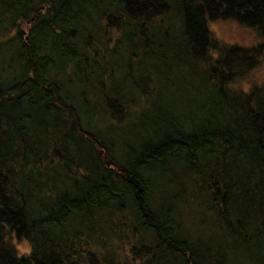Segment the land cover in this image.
<instances>
[{"label":"trees","instance_id":"obj_1","mask_svg":"<svg viewBox=\"0 0 264 264\" xmlns=\"http://www.w3.org/2000/svg\"><path fill=\"white\" fill-rule=\"evenodd\" d=\"M0 30V264H264V0H0ZM168 51L197 118L156 105Z\"/></svg>","mask_w":264,"mask_h":264},{"label":"rangeland","instance_id":"obj_2","mask_svg":"<svg viewBox=\"0 0 264 264\" xmlns=\"http://www.w3.org/2000/svg\"><path fill=\"white\" fill-rule=\"evenodd\" d=\"M208 27L214 39L218 41L219 44L224 46L237 44L244 47H254L259 43H261L262 41V36L260 35L257 29L241 24L240 22L234 19L211 21L209 22ZM1 32L2 31L0 30V40H3L4 39L3 34ZM115 35L116 33L113 32L112 33L113 40L115 39ZM171 53L172 52L169 51L167 53V57H169L168 58L169 62H167L168 68H163L162 66H160L161 68H159L158 67L159 62L157 60L156 61L149 60L148 62V65L150 67L153 65V63L156 62V65L152 67L153 72L151 74V76L153 77V84L155 83L157 86V82H159L161 83L160 87L162 88V83H165L167 81L165 85L166 87L165 93L167 95V101H165V99L158 100L157 98L158 94H153L154 98H157L155 100L156 105L164 104V103L167 104L168 106H170L169 109H171L172 114L175 115L177 112H181L182 110H184V106L187 104L186 105L187 107L191 106L189 111L190 116L193 118H197L200 106L206 103V99H205L206 92L204 91V89H206V86L202 85V87H200L198 90H200L201 88H203V90L199 93L195 91L196 89L193 90V86L190 87L189 85L188 77L190 74L187 70H185L187 66L183 64L184 68L181 67L178 68V66L175 65L176 61L174 60V56L171 55ZM112 78L114 82L121 83L120 82L121 76H119V74L114 75ZM132 80L135 81V78L133 77ZM169 81H171L172 85L169 84ZM175 83L177 84L176 86ZM202 83L205 84L204 81ZM258 84L263 88L262 92H264V53L262 56V60L260 64L257 66V68L248 72L246 74L245 79L239 81L236 87L242 89L243 91H247L249 90L250 87H252V85H258ZM111 86L112 85L110 83L109 87ZM150 86H152V84ZM125 89H130L128 83L125 84ZM136 97L141 104H145L143 103L145 102V99L143 96L140 95V93L137 92ZM192 100L193 103L191 105ZM176 101H179L177 106L175 105ZM203 109L204 107L202 108L201 111L202 114L205 113ZM133 116H134L133 118L134 120L140 121V113L138 111H136ZM150 117L152 118V116ZM203 211L205 212L204 209ZM191 217L193 218L192 219L193 223L196 224L199 219L194 218L192 215ZM254 247L255 246L249 247V250L251 251L255 250ZM17 249L19 253H26L29 250V245L27 244V242L22 241L17 243Z\"/></svg>","mask_w":264,"mask_h":264}]
</instances>
